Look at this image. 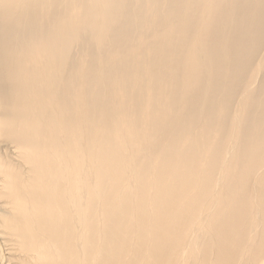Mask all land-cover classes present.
<instances>
[{
	"label": "bare ground",
	"instance_id": "1",
	"mask_svg": "<svg viewBox=\"0 0 264 264\" xmlns=\"http://www.w3.org/2000/svg\"><path fill=\"white\" fill-rule=\"evenodd\" d=\"M0 264H264V0H0Z\"/></svg>",
	"mask_w": 264,
	"mask_h": 264
}]
</instances>
